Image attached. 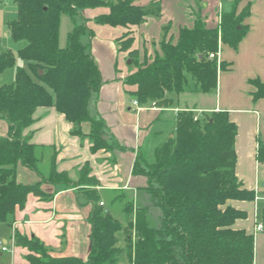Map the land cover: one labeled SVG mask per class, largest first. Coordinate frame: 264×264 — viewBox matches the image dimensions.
<instances>
[{
  "label": "trees",
  "instance_id": "1",
  "mask_svg": "<svg viewBox=\"0 0 264 264\" xmlns=\"http://www.w3.org/2000/svg\"><path fill=\"white\" fill-rule=\"evenodd\" d=\"M16 17L9 20L8 34L24 45L18 55L27 68L19 66L15 80L1 82V75L17 63L12 50L1 46L0 31V120L9 124L8 135L0 138V224L14 221L17 208H22L29 194L51 199L53 193L43 184L73 185L66 171H58L55 145L37 144L25 135L35 122L39 107L54 106L73 124L74 135L90 138L91 149L113 148L107 138L105 123L92 115L89 100L104 82L99 64L83 36L94 31L84 16L88 9L106 8L93 20L97 24L141 25L150 17L161 16V6L153 2L140 5L137 0H14ZM242 13L222 14L218 27H208L198 16L192 28L182 27L176 41L167 38L170 26H163L160 50L152 61L136 65L124 77L127 92L140 105L170 107L174 97L186 90L213 93L218 72L229 63L218 62L219 43L237 48L247 31ZM70 16L74 28L65 46L60 45L62 15ZM81 22H77L78 19ZM120 49L132 56L134 35L119 39ZM254 99L264 98V82L251 79ZM91 122L89 133L82 124ZM237 125L228 111L193 110L177 113L176 130L155 148V159L148 162L144 154L136 161L134 173L147 178L145 189L153 204L161 207L160 225L147 220L148 208L137 207L134 199L121 191H110L103 199L97 189L99 180L91 169L82 170L77 185L82 197L93 207L88 216L91 226V248L86 258L52 256L36 236L15 232V242L26 247L27 264H254L255 235L236 229L237 219L247 218L244 209L232 201H253L254 190L245 187L236 173ZM257 159L264 164V142L259 141ZM35 172L36 182H21L19 165ZM93 187L94 189H89ZM103 202V204H101ZM264 224V208L256 223ZM45 259H40L36 254Z\"/></svg>",
  "mask_w": 264,
  "mask_h": 264
},
{
  "label": "crops",
  "instance_id": "2",
  "mask_svg": "<svg viewBox=\"0 0 264 264\" xmlns=\"http://www.w3.org/2000/svg\"><path fill=\"white\" fill-rule=\"evenodd\" d=\"M161 3V16L153 21L149 18L141 25L130 26L135 38L133 49L143 51L149 44L160 45L163 26H170V35L177 40L182 27L192 28L200 16L208 27H218L223 13L236 14L249 6L250 13L243 21L247 31L235 49L220 41L218 56L229 63V68L219 70L217 89L213 93L186 90L174 97L170 107L156 104L136 105L127 92L124 82L131 71L101 67L103 84L89 100L92 115L101 117L105 123L107 138L114 144L108 150L93 152L90 138L72 133L73 124L54 106L39 107L35 122L24 134L37 144L55 145L58 150L56 167L66 171L73 185L43 184V189L53 193L51 199L29 194L24 207L17 208L14 221L0 224V247L10 251L7 264H27L28 249L15 242V232L29 237H38L51 252L63 256L86 258L90 252L91 226L88 216L93 207L82 197L77 181L85 167L91 176L99 180L97 189L103 199L110 191L127 193L139 207V194L144 192L146 176L135 174L137 159L144 154L152 163L156 146L168 137H173L177 124V113L193 110L197 115L204 112L228 111L230 120L237 127L236 173L246 188L254 190L258 200L232 201L236 208L247 211L248 216L237 219L236 229H244L255 235L254 264H264V231L256 230V221L264 208V164L257 159L259 141L264 142V98L254 99L251 79L264 82V0H157ZM140 3L145 5L144 0ZM106 8L95 9L97 14ZM86 12V11H85ZM111 26V25H110ZM115 27V28H114ZM116 37L124 35V26H113ZM96 53V50L94 49ZM91 122L82 124V131L89 133ZM9 124L0 120V138L8 135ZM150 146L151 150L148 148ZM148 148V149H147ZM21 182H36L37 174L23 165L17 168ZM261 205V206H260ZM11 245L12 247H9ZM3 246L7 247L3 250ZM1 252V255H3Z\"/></svg>",
  "mask_w": 264,
  "mask_h": 264
},
{
  "label": "rangeland",
  "instance_id": "3",
  "mask_svg": "<svg viewBox=\"0 0 264 264\" xmlns=\"http://www.w3.org/2000/svg\"><path fill=\"white\" fill-rule=\"evenodd\" d=\"M138 4L142 5L140 3L141 0H137ZM145 5H149L153 2L157 3V0H144ZM159 3V2H158ZM161 6V3H159ZM97 10V9H96ZM86 11V12H85ZM84 11L85 17H93L95 10L88 9ZM17 14V8L15 6L14 0H0V31H1V46L4 49L12 50L17 58V63L15 66L8 68L5 70V72L1 75V82L3 83H11L15 80V75L17 68L19 66L27 68V62L26 60L22 59L18 55V50L24 45L22 42H17L13 40L10 35L8 34V21L16 17ZM162 14V12H161ZM153 21H156L157 23V17H150ZM149 19V18H148ZM77 22L82 23V19H78ZM89 27H91L94 31V35L90 36L88 33H86L83 36V41L90 43V50L95 59L97 60L99 67L101 69L110 67L117 68V70L123 69L124 72L127 71H133L135 70L136 65L141 64L143 61L149 60L152 61L155 58V55L158 50H160V46L157 49V43L154 45L149 44L148 47L144 48V50L141 52L138 50L135 55L129 54V51H123L120 49L119 41L118 39L121 37H116L114 34V31H112L113 26L105 25V24H97L93 19H90L88 21ZM75 22L74 20L64 14L61 17V24H60V45L65 46L67 42V36L68 33L74 28ZM134 31L131 27H129V30L126 29L124 35L126 38L133 35ZM170 37V29L167 35V38ZM94 49L96 50V53L94 52ZM129 60L131 61L129 63ZM150 150V146L148 147ZM147 148V149H148ZM152 161H154V154ZM89 189H94L93 187H89ZM139 206H144L148 208L147 212V220L149 224L153 227H158L160 225V216L162 214L161 207L155 205L151 201L150 194L147 190L144 192H141L139 194L138 198ZM261 206V205H260ZM9 247H12L9 245ZM2 249L0 247V264H7L8 258L10 255V251L3 252V255H1ZM52 256H60L59 254H54L53 252H50ZM37 257L40 259H45L40 256V254H36Z\"/></svg>",
  "mask_w": 264,
  "mask_h": 264
},
{
  "label": "built area",
  "instance_id": "4",
  "mask_svg": "<svg viewBox=\"0 0 264 264\" xmlns=\"http://www.w3.org/2000/svg\"><path fill=\"white\" fill-rule=\"evenodd\" d=\"M211 57H213V58L217 57L218 58V62L219 63L221 62V60L219 59L218 53H217V55L215 53H212ZM134 103L136 105H139V102L136 99L134 100ZM258 199H259V197L256 198V200H258ZM261 199L264 200V195H262ZM101 204H103V202H101ZM256 230L257 231H264V224L262 222H258L257 225H256ZM6 249H7V247L3 246V250H6Z\"/></svg>",
  "mask_w": 264,
  "mask_h": 264
},
{
  "label": "water",
  "instance_id": "5",
  "mask_svg": "<svg viewBox=\"0 0 264 264\" xmlns=\"http://www.w3.org/2000/svg\"><path fill=\"white\" fill-rule=\"evenodd\" d=\"M131 61L129 60V63H130Z\"/></svg>",
  "mask_w": 264,
  "mask_h": 264
}]
</instances>
